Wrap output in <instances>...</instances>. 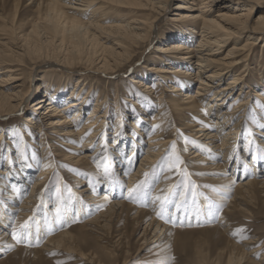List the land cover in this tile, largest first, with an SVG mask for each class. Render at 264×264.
I'll use <instances>...</instances> for the list:
<instances>
[{"label":"bare ground","instance_id":"obj_1","mask_svg":"<svg viewBox=\"0 0 264 264\" xmlns=\"http://www.w3.org/2000/svg\"><path fill=\"white\" fill-rule=\"evenodd\" d=\"M263 2L264 0H179L177 6L174 7L175 16L178 18L170 21L169 25L174 30L175 37L180 41L161 46V42L164 41L159 40L158 30L164 21L163 18L170 11L173 0L47 1L45 9L48 29L53 34H58V36L61 34L62 37L70 38L72 59H79L86 63L87 71L91 73L106 74L113 69V66L132 70L127 75L119 74L118 76V86L125 84L126 90L129 88L131 90L129 89L130 95L127 96H121L117 91L114 99L115 113L111 109L112 104H109L113 102L104 100V95L94 97L91 91L92 85L88 84L83 77H72L69 84L72 85L70 91L68 87H65L67 78L63 77V79L55 80L56 84L43 82L41 85H44V88L38 86L34 92L31 86L26 87L21 77L23 76V53L27 50L25 45L33 41L30 37L39 36L36 34L37 30L31 31L29 38H26L23 41L24 44L20 43L21 46H19L15 43L17 37L14 31L2 27L0 29V110L4 111L0 117L17 112H28L26 105L33 97L35 107V111H32L29 116H24L19 130L0 129V175L5 177L2 180L4 184L8 188L11 187L9 185L13 187L19 185L21 181L19 176L18 180H13L15 170H13L12 162L16 156L19 161L23 158L27 143L30 145L27 142V132L32 129L36 128V137H40V134H44L47 129L52 131V134L64 138L60 139L64 141L60 144L73 151L63 154L64 161L73 166L87 165L95 170L104 165L99 157L108 159L113 157L123 159L124 157L125 159L127 152H140L145 148L141 146L143 136L146 135L148 145L138 167L130 170L133 163L132 158L128 159L130 164H126L123 160L126 169L124 177L128 179V191H130L134 181L139 182L143 175L151 174L153 168L161 163L167 147L172 142L168 139V129L173 125L176 116L185 115L192 116L190 123L185 125L186 130H189L201 145L209 146V150H205L200 145L201 149L192 153V160L197 164L201 163L203 171L217 170L228 174L231 161L238 158L240 143L245 146V154H243L245 160L249 152L257 151V143L250 134L251 130L248 129L246 133H243L245 118L251 113L255 115L253 119L255 122L250 125L255 134L260 133L259 129L264 128L263 68L258 72L260 73V79H258L260 89L251 88L247 80L252 64L251 55L256 50V46L262 47L264 44V12L258 16L256 21L253 22L251 19L257 6ZM99 5L107 9L127 8L130 13L137 15L119 20V22L111 21L110 18L103 22L106 20V13L99 11L101 10ZM66 9L75 11L80 16L92 13V17H88L87 23L78 16L68 19ZM216 10L218 14L214 15ZM29 40L32 41L29 42ZM157 40L160 43L152 48L151 46ZM193 41H195L194 44ZM13 43L17 46L15 50L8 48ZM30 47L32 50L28 47V54L37 53L39 50L38 42ZM141 49H145V52L147 50L149 55L144 58L137 56L136 51ZM138 58L143 59V62L134 66V61ZM157 60L158 65L162 64V66L152 67L154 64L157 66ZM42 89L49 94L42 97L37 96ZM47 96H49L48 99H46ZM58 96H65V100H61L65 101L61 103L62 105H59ZM200 110L206 113L202 114ZM203 121H208L209 125L208 123L203 124ZM109 125L114 131L110 135L112 141L109 148L112 149L105 150L103 146L109 134L107 132ZM41 138L40 143H43L44 137ZM16 147L18 149L15 152ZM262 148H264V143ZM43 151H45L43 167L33 183L32 192L25 197L18 209V222H25L26 232H31L32 219L36 216L33 204L37 203V200L34 197V190L37 186L44 184L56 170L52 161V151L47 148ZM255 155L249 164L255 174L251 178H245L246 174L243 173L240 175L238 168L234 167L232 174L222 179L225 183L236 181L233 205L226 211V214H233V211L247 204L251 196L253 198L256 195L259 196V191L264 194V165L259 158L256 159ZM121 163L120 166L123 165ZM24 169L27 168L24 166ZM168 169L157 183V190L159 192L168 186L169 200L172 198V188L168 183L170 178ZM104 177L107 183L110 179L112 180V176H107V174ZM90 190L89 187H85L81 192L87 193ZM110 190L113 191L112 188ZM118 194L112 193L113 196H118ZM76 195L72 198L78 206V215H82L85 213V206L80 201L82 195ZM87 195L88 200L94 201L93 204L103 205L107 201L110 202L105 212L86 223V226L90 228L101 219L108 221L113 218L118 211L134 210L131 205L119 202L114 197V200H111L106 194L95 196L90 192ZM157 195L159 194L155 193L154 197H157L158 202ZM199 198L202 200L203 196L199 195ZM70 205L69 202L63 204V212L66 216L71 214V209L74 208ZM0 209L3 210L2 205ZM134 213H136L137 224L143 221L148 222V229L156 225L154 216L156 213L158 215L159 211L153 205L148 210L136 209ZM7 218L5 216L3 219L0 218L2 219L0 225L7 224L8 222L5 221ZM223 222L225 220L221 219L220 224ZM170 229V226L158 223L152 237L157 246L168 240ZM13 232L14 230L10 229L7 239L12 238ZM5 236L7 233L0 236V250L7 240ZM67 238H69V232L60 231L59 234L52 236L41 250H35V252L47 251L48 245L60 244ZM254 244V239L244 242V246L232 244L229 264L251 262L254 256L259 258L255 264H264V253L259 255L264 250V246L251 248Z\"/></svg>","mask_w":264,"mask_h":264},{"label":"rangeland","instance_id":"obj_2","mask_svg":"<svg viewBox=\"0 0 264 264\" xmlns=\"http://www.w3.org/2000/svg\"><path fill=\"white\" fill-rule=\"evenodd\" d=\"M47 1L50 0H0V29L6 27L12 32L14 31L17 37L15 43L19 46L24 44L23 41L29 38L28 35L33 30H37L36 34L39 35L35 38L30 37L33 40H31L32 43L25 45L27 50L28 47L32 50L30 46L38 42V52H29L30 54H28L25 50L23 53V76L21 77H23L26 87L31 86L34 92L38 86L44 88V85H41L43 82L56 84L55 80L67 78L65 87H68L70 91L72 85L69 84L72 77H83L88 84L92 85L91 91L94 97L104 95V100L113 102H109V104H112L111 109L115 113L114 99L117 96V91H119V95L127 96L130 95L129 91L131 90V88L126 90L127 86L125 84H119L118 86V76L119 74L121 76L127 75L132 70L130 68H114L115 66H113V69L106 74L91 73L87 71L86 63L79 59H72L70 38L68 36L62 37L61 34L59 36L53 34L48 29L45 9ZM178 2L179 0H173V8L171 7L159 27V40L164 41L161 42V46L180 41L179 38L175 37L174 30L169 25L170 21L178 18L175 16L176 11L174 8ZM98 7L101 9L100 12L106 13V20L103 22H106L109 18L111 21L119 22V20L129 19L137 15L130 13L127 8L107 9L100 5ZM217 10L214 15L218 14ZM262 12H264V2L257 6L251 18L252 21H256ZM66 13L68 19L78 16L86 23L88 17H92V13L80 16L70 9H66ZM159 40L151 47L158 46ZM31 41L29 40V42ZM16 47L13 43L8 48L15 50ZM136 53L137 56H143V58L149 55L147 50L145 52V49L137 50ZM251 56L253 62L251 61L250 75L247 80L251 88L258 90L260 89L258 86L260 73L258 72L262 68L264 71V44L262 47L260 45L256 46V50ZM142 62L143 59L138 58L134 61V66ZM158 66H162V64L158 65L157 60V66L154 64L152 67ZM94 68L98 69L97 67ZM70 72L74 74L71 75ZM48 94L42 89L37 96L42 97ZM253 94H255L254 91ZM48 98L49 96L46 99ZM57 99L60 102L59 105L65 102V96H58ZM62 99H64V102L61 101ZM33 101L34 97L27 102L28 112L26 113L17 112L16 114H6L2 118L0 117V129L14 128L19 130L24 116H29L32 111H35ZM3 111L0 110V116ZM200 112L202 114L206 113L203 110H200ZM36 114L38 115L39 111ZM253 119H255V115L252 113L245 118L243 133H246L248 129L251 130L250 134L257 143L258 152L252 150L245 160L243 157L245 146L240 143L241 146L239 145L237 152L238 158L231 161L228 174H225V172L217 170L203 171L202 164H197L196 161L192 160V153L201 149L199 140H196L192 136L193 134L186 130L187 126L185 125L190 123L192 116H176L173 125L167 132L168 139L172 142L167 147L161 163L153 168L151 174L143 175L139 182H137L138 180L134 181L130 191H128V179L124 177L126 175L124 163L126 161V164H130L128 159L131 157L133 163L130 170L138 167L148 145L146 135L143 136L141 146V148H145H140V152H127L125 159L124 157L123 159L99 157V160H103L104 165L95 170L87 165L73 166L64 161L63 154L73 151L60 144V142H64L60 139L64 138L52 134V131L46 129L44 134H40V137H36V128L28 131L27 142L30 145L27 143L25 154L20 160L22 163L16 159L17 156L13 158L12 162L13 170H15L13 180H18L19 176V180H21L19 185L13 187L8 184L11 186L8 188L4 184L5 182L2 181L5 177L0 175V202L2 203L0 205L3 208V210L0 209V218L8 217L5 220L8 223L0 225V236L7 233V236H5L7 239L10 229L14 230L12 238L7 239L0 250V261L5 259L0 264H229L232 244L244 246V242L254 239L255 244L251 248L264 246V194L259 191V196L256 195L254 198L251 196L247 204L233 211V214H226V211L231 209L230 206L233 205L232 200L236 181L225 183V180H222L232 174L234 167L238 168L240 175L242 173L246 174L245 178H251L255 175L254 169L249 167L250 160L253 159L255 153L256 159L259 158V161L264 165V148H262L264 128L259 129L260 133L255 134L250 127L251 123L255 122ZM207 123L208 121H203V124L206 125ZM107 132L109 134L103 147L105 150H111L109 144L112 141L110 135L114 133L113 127L109 125ZM42 136L44 141L40 143ZM71 142L75 143L72 140ZM201 147L209 150L208 145L203 144ZM46 148L52 151V161L56 170L47 178L44 184L37 186L34 190L37 203L33 206L35 207L36 216L32 219L31 232H26L24 230L25 222H18V209L25 197L33 190V183L45 161L43 160V153L45 152L43 149ZM17 149L16 147L15 152ZM3 161H5V158H3ZM121 162L124 163L120 166ZM24 166L27 169H24ZM242 167L243 169H241ZM167 168H169L170 173L168 183L172 188V198L169 200L168 186L162 188L159 192L157 190V183ZM105 174L112 176V180L110 179L108 183L105 180ZM85 187H89L91 190L87 193L81 192ZM9 191L14 193L10 194ZM90 192L94 193L95 196L106 194L110 196L111 200L114 197L119 202L131 205L134 210H148L154 205L155 209L158 208L159 211V214L156 213L154 216L156 225L147 229L148 222L143 221V223L137 224L134 210H121L113 218H110V221L101 219L92 228L87 227L86 223L95 219L100 213L105 212L110 203L107 201L103 205L93 204L94 201L88 200L87 194ZM113 192L119 193L118 196H113ZM155 193L159 194L157 195L158 202L157 197H154ZM75 194H77L76 196L82 195L80 201L85 206V213L82 215H78V206L73 201L72 197ZM199 195L203 196L202 200H200ZM65 202L73 205L71 208L74 207L71 209V214L67 216L63 212ZM221 219H224L225 222L220 224ZM158 223H164L171 227L168 240L160 246H157V243H154L155 239H152ZM225 229L228 231H224ZM64 230L69 232V238L60 244L48 245L49 249L47 251L35 252V250H41L52 236ZM262 253H264V250L259 255ZM252 259L251 262L241 264H255V261L258 262L259 260L257 256L252 257Z\"/></svg>","mask_w":264,"mask_h":264}]
</instances>
